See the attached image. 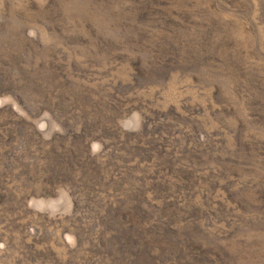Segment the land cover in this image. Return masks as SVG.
<instances>
[{"label":"rangeland","instance_id":"1","mask_svg":"<svg viewBox=\"0 0 264 264\" xmlns=\"http://www.w3.org/2000/svg\"><path fill=\"white\" fill-rule=\"evenodd\" d=\"M0 264H264V0H0Z\"/></svg>","mask_w":264,"mask_h":264}]
</instances>
